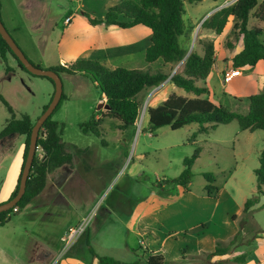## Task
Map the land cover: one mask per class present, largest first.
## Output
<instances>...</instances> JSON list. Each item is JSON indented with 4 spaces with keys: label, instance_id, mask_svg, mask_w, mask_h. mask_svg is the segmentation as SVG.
<instances>
[{
    "label": "rangeland",
    "instance_id": "rangeland-1",
    "mask_svg": "<svg viewBox=\"0 0 264 264\" xmlns=\"http://www.w3.org/2000/svg\"><path fill=\"white\" fill-rule=\"evenodd\" d=\"M185 1L190 32L187 54L202 53L205 42L215 44L219 61L210 81L211 101L247 115V95L255 92V84L257 93L264 91V63L250 71L241 70L242 76L225 82L226 73L235 69L233 58L243 43L229 52L224 45L227 35L221 39L203 28L205 18H212L230 0L199 4ZM121 2L3 0L2 21L29 60L44 70L78 61H97L112 69L163 68L162 61L146 62L152 36L149 29L122 30L104 23L90 26L86 15L104 20L108 9ZM257 13L253 12L249 28H264ZM232 27L229 19L227 34ZM185 62L172 71L166 67L171 75L167 82L141 94L136 126L123 131L118 119L106 118L100 137L86 135L79 127L93 114L100 119L106 112L99 109L106 103L101 101L100 87L83 75H61L67 99L53 120L65 125L64 142L79 150L73 151L75 173L69 172L55 195L35 199L0 226V264H78L73 260L84 264L92 260L88 241L100 256L124 263L145 260L154 251L163 255L167 264H229L238 255L246 256L245 264L264 262V196L257 206L244 212L246 201L257 192L255 171L261 167L264 132L241 131L238 122H233L199 134L192 142L193 134L199 131L197 124L177 131L170 127L150 131L149 107L158 106L174 93L188 95L170 82L172 74L184 70ZM204 83L207 85V80ZM55 91V85L45 77L23 71L11 54L7 63L0 57V96L17 118L28 115L36 123ZM10 118L11 113L0 100V134ZM19 138L5 144L8 155L2 157L0 153V187L25 143V137ZM198 149L202 152L193 167L189 189L167 184L181 176L185 159L193 157ZM206 174L216 178L211 195ZM80 226H85L84 233L69 247V230ZM218 243L228 246L230 254L207 259Z\"/></svg>",
    "mask_w": 264,
    "mask_h": 264
},
{
    "label": "trees",
    "instance_id": "trees-1",
    "mask_svg": "<svg viewBox=\"0 0 264 264\" xmlns=\"http://www.w3.org/2000/svg\"><path fill=\"white\" fill-rule=\"evenodd\" d=\"M189 1L191 4H199L203 0ZM1 8L0 0V16ZM254 11L258 12L256 17L264 21V0H239L235 5L221 9L203 23V28L214 31L218 36H221L229 19L233 18V27L225 37L224 45L227 51L233 52L241 41L243 43V50L233 58L235 69L254 68L264 60V28H249ZM186 14L185 0H139L138 2L122 0L119 5L108 9L104 20L92 19L89 15H86L89 24L92 26L104 23L107 26L118 27L122 30H131L137 27L149 29L152 36L151 45L146 51V62L154 64L162 61L164 67L156 71L123 67L112 69L97 61H78L71 65H59L50 68L60 76L62 74L69 76L83 75L92 78L100 87L107 104L110 106L111 109L101 114L100 119H97L93 114L88 123L79 126L84 134L100 137L103 133L102 125L106 118L118 119L121 122L120 129L123 131L136 126L141 112V94L147 90L158 88L167 82L171 75L166 71V66L169 64L178 65L187 56L190 32L185 19ZM202 53L192 52L185 62L184 70L181 73H175L170 80L171 84L177 88L197 97L187 98L172 94L158 106L149 107L150 131L154 133L163 127H170L171 130L177 131L191 124H197L199 131L193 134L192 142H196L199 134H208L219 125H229L233 122H238L241 131L264 132V91H259L248 98L250 107L247 115L232 112L222 105L215 104L209 99L210 90L204 83L216 63L215 44L205 42ZM9 54L16 59L21 69L27 72L0 35V57L2 61L7 63ZM48 80L54 84L52 80ZM66 99L65 94H63L55 112L58 111ZM0 100L11 113V118L6 121L0 134V140L15 134L25 137L23 166L17 187L9 199L10 201L17 196L20 189L35 122L28 115L17 118L9 103L2 96H0ZM49 105L44 107V111ZM53 115L40 130L38 147L41 155L38 149L27 182L26 193L15 208L0 213V226L9 223L15 211L16 213L22 212L35 198L43 193L47 186L48 176L51 173L61 167L73 165V151L77 148H73L64 142L65 125L54 121ZM201 152V149H198L193 157L186 158L181 176L170 179L167 184L173 183L184 190H188L194 175L193 167ZM260 162L261 167L255 171L257 192L255 196L246 201L245 213L257 206L260 203L261 196H264V149L261 152ZM205 177L210 183L208 190L211 195L212 190L216 189L214 186L216 178L212 174H206ZM87 247L91 258L97 260L98 264H167V260L163 255L154 253L145 260L143 259L144 261L136 255L139 258L136 262L124 263L113 257L98 255L89 241ZM230 252L228 246L218 243L215 251L207 254V259L224 258ZM135 253H137V250ZM245 263L246 256L238 255L233 257L229 264Z\"/></svg>",
    "mask_w": 264,
    "mask_h": 264
},
{
    "label": "water",
    "instance_id": "water-1",
    "mask_svg": "<svg viewBox=\"0 0 264 264\" xmlns=\"http://www.w3.org/2000/svg\"><path fill=\"white\" fill-rule=\"evenodd\" d=\"M224 7L221 6L217 10H221ZM208 17L205 18L207 20ZM204 20V21H205ZM0 35L2 38L6 41V43L11 48L13 54L16 56V58L19 60L21 65L27 70V72L33 76L37 77H45L54 82L55 85V94L53 97V100L51 101L48 108L43 112L42 116L37 120L35 123V126L32 131L31 140H30V147L28 156L26 159L25 167L23 170L21 182H20V189L15 198L12 200L0 204V213L7 212L13 208H15L19 202L23 199L26 189H27V182L29 180V176L33 167V163L36 157V154L38 152V140L40 135V130L46 123V121L54 114L56 111L58 105L60 104L62 100V96L64 94V87H63V81L61 79V76L56 73L55 71L51 69H42L36 65H34L29 58L26 56V54L23 52V50L19 47V45L16 43L10 32L7 30L6 26L4 25L1 16H0ZM191 55V53L187 54L183 62H185L188 57ZM175 74V73H174ZM173 74V75H174ZM104 108L106 111H109L111 108L108 104H101L99 109Z\"/></svg>",
    "mask_w": 264,
    "mask_h": 264
},
{
    "label": "crops",
    "instance_id": "crops-1",
    "mask_svg": "<svg viewBox=\"0 0 264 264\" xmlns=\"http://www.w3.org/2000/svg\"><path fill=\"white\" fill-rule=\"evenodd\" d=\"M204 1L206 0H203L201 3H203ZM213 1V0H212ZM215 2H218V1H215ZM1 4H2V8H1V17L3 16V8H4V5H3V0H1ZM209 13V12H208ZM207 13V14H208ZM212 13V12H211ZM206 16V15H205ZM3 18V17H2ZM196 21V20H195ZM230 21H233V18L231 17L230 18ZM91 26V25H90ZM113 27V26H112ZM133 30V29H131ZM228 30L225 29L224 33L222 36H220V38L222 39L223 37H225L227 35V32ZM243 50V48L241 49V51ZM123 51H126V48L125 50ZM240 51V52H241ZM239 52V53H240ZM237 53V54H239ZM203 54V53H201ZM236 54V55H237ZM235 55V56H236ZM218 57L216 58V64L213 68V71L211 73V75L209 76V78L207 79V86L209 88V90L212 92V87L210 85V81L213 79L216 71H214V69L217 67L218 65ZM264 63V60L261 61L260 63ZM259 63V64H260ZM72 64V63H71ZM65 65H69V64H65ZM177 65H172V64H169L167 65V69H172V68H176ZM178 67V66H177ZM177 69V68H176ZM246 70H252V68H245V69H242V71H246ZM183 71V70H182ZM181 71V72H182ZM180 72V73H181ZM242 76V74H241ZM255 83V81H254ZM259 87H257V84H255V92L253 93H250L247 95V97H250L252 95H255L257 94V91H258ZM175 91V90H174ZM237 93V92H235ZM176 94V93H174ZM238 94V93H237ZM177 95L179 96H184V97H187V98H196L197 96H195L194 94L192 93H188L187 96L185 95H180L179 93H177ZM102 97L103 99L101 101H105L106 103L104 104H107V101L104 97V95L102 94ZM210 99V97H209ZM166 100V99H165ZM211 100V99H210ZM162 103V102H161ZM20 135H11L9 137H6L2 140H0V153L2 154V157H4V155H8L9 154V150L8 149H5V144L6 143H9L12 141V139H14V137H17V139L20 141V138H19ZM79 151V150H77ZM24 152H25V143H23L21 146H20V150H19V153L17 154V156H15V161H14V165L12 166L8 176L4 179L1 187H0V204L2 203H5V202H8L9 199L11 198L13 192L15 191L16 187H17V184H18V180H19V176L21 174V170H22V166H23V157H24ZM74 162V160H73ZM69 172L70 173H75V168L72 166H64V167H61L59 169H57L56 171H54L53 173H51L49 176H48V182H47V186L45 188V190L43 191V193L41 195H39L37 198H35L36 200L41 198L42 196H45L46 199H49L50 196L52 195H55L56 194V191L59 190V189H62L63 186H61L62 183H65L67 181V176L69 175ZM62 176L65 177L63 180H62ZM62 187V188H61ZM34 199V200H35ZM33 200V201H34ZM32 201V202H33ZM31 202V203H32ZM30 203V204H31ZM29 204V205H30ZM218 240V239H217ZM217 240L215 241L217 243ZM135 253V252H134ZM153 253H157V251H154ZM98 254V253H97ZM99 255V254H98ZM137 255V254H135ZM75 262H78V264H81L79 263L80 261H77V260H73ZM131 263H134V262H131ZM84 264H98V261L97 260H94L92 259L91 262H86ZM259 264H264V262H261Z\"/></svg>",
    "mask_w": 264,
    "mask_h": 264
},
{
    "label": "built area",
    "instance_id": "built-area-1",
    "mask_svg": "<svg viewBox=\"0 0 264 264\" xmlns=\"http://www.w3.org/2000/svg\"><path fill=\"white\" fill-rule=\"evenodd\" d=\"M239 0H230V3H227L226 6L223 7H231L233 5H235ZM241 70L239 69H232L231 71L227 72L225 75V82L229 83L231 81H233L234 79L238 78L241 76ZM173 76V74H172ZM85 231V226H80L79 228H71L69 230V234H68V244L69 247L78 239L81 237V235L84 233Z\"/></svg>",
    "mask_w": 264,
    "mask_h": 264
}]
</instances>
